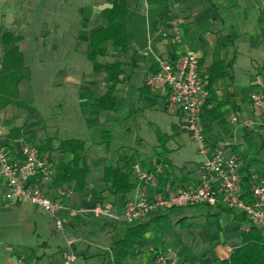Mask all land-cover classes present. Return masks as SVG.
Returning <instances> with one entry per match:
<instances>
[{"label":"crops","instance_id":"0c3cea01","mask_svg":"<svg viewBox=\"0 0 264 264\" xmlns=\"http://www.w3.org/2000/svg\"><path fill=\"white\" fill-rule=\"evenodd\" d=\"M112 2L113 0L111 4ZM128 2L133 7L143 2L142 11L146 12L147 10V6L142 0H128ZM111 4L106 7H110ZM98 6L100 7L102 4ZM104 8L102 6L99 15ZM101 27H103L102 22L99 28ZM99 28H95L92 31ZM149 42L151 43H148L144 50L136 47L138 52L135 56H133V52H131V55L125 56L131 61L129 73H126L128 76H131V86L128 84L122 85L131 88V91L133 90V92L137 93L139 104L143 103L142 106H137L136 111H130V105H125V100L118 98L117 108L113 112H97L94 108L95 100L97 97L105 94L111 84L105 79V89L99 94H93L96 85L95 83L88 82L89 77L87 75L69 74L67 83L70 87L71 97H73L72 88L77 86V89H74L76 94H73V109L84 118L85 124L83 128L89 133L97 130L101 131V133L107 131L111 135L108 143H104V140H101V142L97 141L95 145L110 147L115 140L113 133L106 128L111 127L112 130H115L119 122L128 120L131 117V113L134 112L141 113L146 109L149 111H161V108H156L159 102H161L166 107V113L177 117L176 121L171 122L167 127L168 132L165 134L170 137L167 143L168 152L162 153L158 141L154 142L153 147L156 156L152 161L145 160V162L140 164L144 168L152 169L157 164L158 155H160V158L166 159L171 163L163 179L162 188L166 192L196 186L201 175L202 163L205 157L199 154L198 148H196L195 153H192V155L184 153L188 140V144L195 143L187 129L185 116L181 112L171 109L168 106L166 97L160 91L152 90L150 94L141 95L138 90L145 85V80L149 75L152 59L150 53L160 55L169 60L192 54L197 59L199 78L205 83V86L207 85L209 69L216 61L232 62L233 64L232 69L227 73L225 78L215 82L210 91L206 89L207 97L200 122L208 147V156L212 154L220 143L225 141L231 142L233 145L230 152L240 162V174L243 185L246 186L253 180L264 177V170L262 172L255 170L257 163H264V150L261 146V142L264 141V115L253 108L249 98L250 93L253 91H264V23L260 17V0H170L165 11V18L159 24L157 33L149 37ZM105 48L103 47L102 51ZM67 83L64 82V85ZM118 91L119 86L116 88L117 97L119 95ZM219 106L225 120L224 126H219L208 114L209 111ZM126 112L128 113L126 114ZM115 116L121 117V119H115ZM232 117H236L240 123L243 121L252 122L253 126L250 128L236 127L230 122ZM11 129L0 126V130L5 136ZM55 131L56 134L53 137L62 139L59 130L55 129ZM29 132L33 133L34 130H30ZM25 133L29 134L28 131ZM33 134L34 140L31 144L37 146L38 144L35 143V133ZM139 140L141 139H137L136 141ZM254 142H258V146H256L259 151L250 152L247 148L254 145ZM90 147L91 149L93 148L92 145ZM132 149L135 150L136 148ZM128 151L130 152L128 156H132L131 148ZM10 152L16 159H19L20 144L17 142L14 149H10ZM119 154L120 150L116 147L113 152L109 149L104 155H96L95 153L90 157L91 159L87 156L91 174L88 178L86 191L83 194H74L66 202V206L69 209L92 207L98 203H104L110 205L115 212L122 214L124 207L120 209L115 204V197L105 190L103 183L105 165L122 166L120 161L124 157H121ZM145 155L149 154L145 153ZM150 156L152 155L150 154ZM52 158L54 163L58 164L68 162L71 156L58 152ZM50 165L52 166V164ZM2 188L3 184L0 182V189ZM147 190L149 197H152L155 191L151 188H147ZM160 191L162 189H159L158 192ZM46 192L50 197L53 196V190H50V188ZM136 196L137 190H135V195H131L130 199ZM11 203L18 206L30 204L28 202ZM186 209L191 208H182L177 210L175 214L182 213ZM59 217L64 220V223L70 224L75 233H81V237L67 239L65 248L59 249L54 255L42 253L38 256L34 252H29L25 258L16 255L13 250H10L8 251V258L2 264H15L19 259H24L30 263L61 264L70 251L68 248L69 242H73L72 250L76 253L77 258L80 256L84 257L86 263H90L91 257H96L100 264H105L109 257L107 254L110 251L113 240L122 238L125 235L127 227L122 223L96 221L88 218H71L66 212H61ZM222 217L223 215L217 218H206V226L212 222L210 230L206 229L205 234L207 237L217 232V228L219 229L217 219ZM228 217L229 220H232V216ZM235 223H232V226L238 239L233 240L227 236V245H224L226 249H222V254L219 256L222 258L209 261L198 257L189 258L187 253L182 250L183 247L181 245H176L173 248H164L163 245H149L146 247L143 242L137 247L135 254L140 249L146 251L149 254L148 264H152L154 255L151 249L153 248L173 252L179 255L184 262L221 264L222 261L229 258V255L234 250L240 247L241 236L248 229L245 224L239 225ZM187 224L188 226L185 229L191 230L193 223L187 222ZM256 226L264 236V226ZM212 239L216 240L215 237ZM138 260L139 255L130 257L124 264H131V262L138 264Z\"/></svg>","mask_w":264,"mask_h":264},{"label":"rangeland","instance_id":"374dc122","mask_svg":"<svg viewBox=\"0 0 264 264\" xmlns=\"http://www.w3.org/2000/svg\"><path fill=\"white\" fill-rule=\"evenodd\" d=\"M111 1L0 0V25L5 30L23 37L20 49L24 54L26 66L23 72L24 80L19 85L22 108L11 106L4 110L0 109L1 127H25V132L28 133L34 130L36 144L55 136V129H58L63 140L86 141L89 158L95 153L104 155L109 149L113 152L117 147L121 157L126 155L129 157L128 150L131 148L135 162L152 161L156 156L153 144L157 142V131L165 135L170 123L177 119L166 113V107L161 102L156 107L161 108V111L146 109L141 113L134 112L128 120L119 122L115 130L111 127L106 128L113 133L115 140L110 147L95 145L97 141L103 140L101 131L87 132L83 128L84 118L73 109L76 94L74 89H77V86L72 88L73 97H71L67 83L69 74L87 75L88 82L96 85L93 94H99L105 89L104 74L87 60L85 51L87 36L93 29L99 28L101 22L104 26V21L99 15L100 9L111 4ZM101 4L102 6L99 7L98 5ZM103 54L99 59L100 63L120 60L124 63L126 73H129L131 63L129 58L120 55L118 50L110 46L103 50ZM64 82L67 84L64 85ZM118 92V98L124 99L125 105H130V111H136L138 105L142 106L143 103L138 102V94L131 91V88L119 85ZM114 118L121 119L118 116ZM137 139L141 140L136 141ZM188 142L189 140L184 153L192 155L197 145ZM257 144L258 142H254V145L248 146L247 149L256 152ZM256 165L255 170L259 172L264 170V163ZM3 194L2 188L0 189V264L6 261L10 250L25 258L29 252H34L38 256L42 253L54 255L59 249L65 248L67 239L81 237V233L76 232V234L70 224L64 223L63 231H58L55 220L42 209L30 204L18 206L7 202L3 199ZM132 195H135V191ZM206 214V208H191L183 210L182 213H173L168 219L153 225L142 242L146 247L163 245L164 248H173L181 245L189 258L198 257L205 261L222 258L219 256L222 254V249H226L224 245H227V236L233 240L238 239L232 226L235 222L229 220V215H223L222 218L217 219L219 229L217 228V232L210 238L205 233L207 228L210 230L212 222L206 226ZM184 218L187 222L193 223L191 230L182 229L177 225L178 221ZM235 224L240 225L237 222ZM213 237L217 241L213 240ZM148 258L149 254L143 251L139 255L138 264H148ZM74 264H100V262L96 257H91V262L86 263L85 258L80 256Z\"/></svg>","mask_w":264,"mask_h":264},{"label":"built area","instance_id":"2783aa9c","mask_svg":"<svg viewBox=\"0 0 264 264\" xmlns=\"http://www.w3.org/2000/svg\"><path fill=\"white\" fill-rule=\"evenodd\" d=\"M260 17L264 23V0H260ZM158 65L156 74L146 78L145 84L160 91L167 99L168 106L185 116L187 129L197 145L202 163L198 184L176 191H165L163 179L167 166L156 164L153 169L144 168L140 163L132 167L137 180V196L130 199L122 214L104 203L92 207L69 209L66 202L75 194L68 187L53 190V196L46 195L54 179V170L41 154L38 147L19 141L20 155L16 159L5 146V135L0 130V181L3 184V199L7 202H28L50 215L55 220L58 231H63L64 220L59 217L66 212L71 218H88L134 226L150 215L173 208H193L195 206H223L245 216L256 225L264 226V177H259L248 185H243L240 162L230 152L233 143L225 141L208 156V147L201 127V115L207 97L205 83L199 78L198 62L194 55L169 60L152 53ZM1 69V60H0ZM253 108L264 115V91L250 93ZM231 124L236 127L250 128L252 122H239L232 117ZM147 188L155 191L149 197ZM159 189L162 191L158 192ZM69 242V253L61 264H73L77 260ZM154 257L152 264H195L184 262L179 255L163 249H151ZM15 264L30 263L19 259Z\"/></svg>","mask_w":264,"mask_h":264},{"label":"trees","instance_id":"16d2710c","mask_svg":"<svg viewBox=\"0 0 264 264\" xmlns=\"http://www.w3.org/2000/svg\"><path fill=\"white\" fill-rule=\"evenodd\" d=\"M142 1L147 6L146 12L142 11L143 4L133 7L128 0H113L111 6L105 7L100 13L104 26L92 31L87 38L85 51L87 60L93 66L98 67L106 81L111 84L105 94L96 98L94 108L97 112H113L118 105L117 86L122 84L131 86V76L126 74L122 61L116 60L105 64L99 62V59L104 55L103 47L110 46L112 49L118 50L122 56L131 55V52L135 56L138 52L136 47L142 50L146 49L147 44L151 43L149 37L157 33L159 24L165 18V11L170 0ZM22 42V36L7 31L0 25V109L2 110L11 106L22 108L23 105L19 96V85L24 80L23 72L26 67L24 54L20 49ZM150 55L152 59L148 76L156 74L158 71L154 56L152 53ZM232 65V62L216 61L209 69L206 89L210 91L215 82L225 78L232 69ZM138 90L141 95H147L153 89L145 84ZM208 114L219 126H224L225 120L220 112V106L209 111ZM102 138L104 143H108L111 135L109 132L103 131ZM21 140L25 143H32L34 134H26L25 127H15L5 136L4 142L10 150L14 149L15 144ZM169 140V136L157 131V141L162 153L168 152L167 143ZM261 146L264 150V141L261 142ZM38 149L46 161L52 164L55 173L49 187L50 190L68 187L73 189L75 194H83L86 191L91 169L87 159L88 148L85 141L49 137L39 142ZM58 152L71 156V159L68 162L54 163L52 156ZM120 163L122 166L105 165L103 183L105 190L115 197V204L121 209L125 207L137 188V180L132 172V167L137 162H135V157L125 156ZM157 164L171 166V163L160 158V155L157 156ZM193 208L205 207L195 206ZM206 209V218L208 219L229 215L232 216L234 222L245 224L248 227L241 236L240 247L234 250L229 258L222 261L221 264H264V236L255 223L223 206L206 207ZM177 210L180 208L165 210L163 213H159L161 212L159 211L157 214L150 215L144 222L126 227L125 235L113 240L105 264H124L130 257L141 255L142 249L138 250L136 254L135 251L151 227L168 219ZM177 225L186 228L188 226L186 218L180 220Z\"/></svg>","mask_w":264,"mask_h":264}]
</instances>
